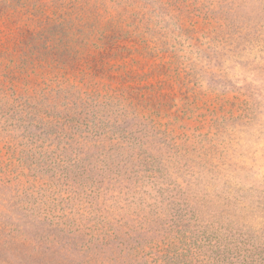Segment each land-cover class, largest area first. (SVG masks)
Instances as JSON below:
<instances>
[{
  "label": "rangeland",
  "instance_id": "obj_1",
  "mask_svg": "<svg viewBox=\"0 0 264 264\" xmlns=\"http://www.w3.org/2000/svg\"><path fill=\"white\" fill-rule=\"evenodd\" d=\"M0 264H264V0H0Z\"/></svg>",
  "mask_w": 264,
  "mask_h": 264
}]
</instances>
